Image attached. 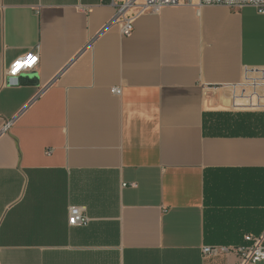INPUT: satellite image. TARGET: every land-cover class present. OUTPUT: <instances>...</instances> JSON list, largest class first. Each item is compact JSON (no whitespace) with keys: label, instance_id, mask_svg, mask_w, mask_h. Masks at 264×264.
<instances>
[{"label":"crops","instance_id":"crops-1","mask_svg":"<svg viewBox=\"0 0 264 264\" xmlns=\"http://www.w3.org/2000/svg\"><path fill=\"white\" fill-rule=\"evenodd\" d=\"M114 11L0 0V264H240L202 248L264 230V127L223 134V113L262 114L231 85L264 67V14L166 6L122 35Z\"/></svg>","mask_w":264,"mask_h":264},{"label":"built area","instance_id":"built-area-1","mask_svg":"<svg viewBox=\"0 0 264 264\" xmlns=\"http://www.w3.org/2000/svg\"><path fill=\"white\" fill-rule=\"evenodd\" d=\"M114 7V15L107 26L117 24L122 35H129L133 31L134 19L145 12L156 13L166 6L177 5H224L233 10H239L244 6H252L258 13L264 14V0H107ZM28 56H22L13 61L6 74L10 77L16 76L20 71L31 69L37 62V55L31 58L33 62L29 65ZM18 64L24 66L17 67ZM113 93H118V88H112ZM231 107L233 111L260 112L264 115V67H248L243 69L239 81L231 85ZM8 124L4 126L6 130ZM89 218L82 206L71 205L68 208L69 225H85ZM244 244L237 246L205 245L202 248L204 254H215L218 252H234L240 258V264H257L264 261V230L257 234H245Z\"/></svg>","mask_w":264,"mask_h":264},{"label":"trees","instance_id":"trees-1","mask_svg":"<svg viewBox=\"0 0 264 264\" xmlns=\"http://www.w3.org/2000/svg\"><path fill=\"white\" fill-rule=\"evenodd\" d=\"M252 118V119H251ZM264 127L263 114H228L223 113V134L238 135H259ZM229 246V245H227Z\"/></svg>","mask_w":264,"mask_h":264},{"label":"water","instance_id":"water-1","mask_svg":"<svg viewBox=\"0 0 264 264\" xmlns=\"http://www.w3.org/2000/svg\"><path fill=\"white\" fill-rule=\"evenodd\" d=\"M24 80H26L25 82L26 83H29V82H34L35 79L33 78V76H31L30 74H27L24 76Z\"/></svg>","mask_w":264,"mask_h":264},{"label":"snow or ice","instance_id":"snow-or-ice-1","mask_svg":"<svg viewBox=\"0 0 264 264\" xmlns=\"http://www.w3.org/2000/svg\"><path fill=\"white\" fill-rule=\"evenodd\" d=\"M33 59H34V58H30V59H29V62H28L29 65L33 62ZM22 66H24V65H22V64H18V65H17L18 68H19V67H22Z\"/></svg>","mask_w":264,"mask_h":264},{"label":"rangeland","instance_id":"rangeland-1","mask_svg":"<svg viewBox=\"0 0 264 264\" xmlns=\"http://www.w3.org/2000/svg\"><path fill=\"white\" fill-rule=\"evenodd\" d=\"M252 119V118H251Z\"/></svg>","mask_w":264,"mask_h":264}]
</instances>
